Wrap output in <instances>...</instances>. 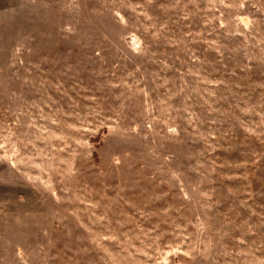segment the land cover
<instances>
[{"label": "rangeland", "instance_id": "374dc122", "mask_svg": "<svg viewBox=\"0 0 264 264\" xmlns=\"http://www.w3.org/2000/svg\"><path fill=\"white\" fill-rule=\"evenodd\" d=\"M0 264H264V0H0Z\"/></svg>", "mask_w": 264, "mask_h": 264}]
</instances>
